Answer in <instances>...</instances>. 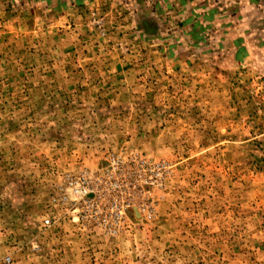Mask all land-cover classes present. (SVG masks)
<instances>
[{"label": "rangeland", "instance_id": "1", "mask_svg": "<svg viewBox=\"0 0 264 264\" xmlns=\"http://www.w3.org/2000/svg\"><path fill=\"white\" fill-rule=\"evenodd\" d=\"M58 3L0 0V264H264V16ZM113 159L120 224L78 184Z\"/></svg>", "mask_w": 264, "mask_h": 264}, {"label": "built area", "instance_id": "2", "mask_svg": "<svg viewBox=\"0 0 264 264\" xmlns=\"http://www.w3.org/2000/svg\"><path fill=\"white\" fill-rule=\"evenodd\" d=\"M136 162H133L135 165ZM144 177L145 187H154L157 179L162 176L165 165L142 161L139 163ZM132 163L111 160L110 168L104 175L89 174L82 172L78 184L81 187V194L85 196L93 195L98 203L108 204L107 212L111 215L115 223L120 224L126 218L129 209H140L142 213L150 210L149 206L135 203V195L142 197L145 195V189L141 186L136 189L131 181ZM100 212V205L98 206ZM52 220L47 219L45 225H50Z\"/></svg>", "mask_w": 264, "mask_h": 264}, {"label": "crops", "instance_id": "3", "mask_svg": "<svg viewBox=\"0 0 264 264\" xmlns=\"http://www.w3.org/2000/svg\"><path fill=\"white\" fill-rule=\"evenodd\" d=\"M159 1L164 3L161 10H193L194 14L204 17L216 13L220 20L227 15L236 16V24L243 27L244 33L247 30L255 33L252 24L264 16V0H174L172 6L166 0ZM58 2L63 0H32L35 7H42L44 10H53L55 5H59Z\"/></svg>", "mask_w": 264, "mask_h": 264}]
</instances>
